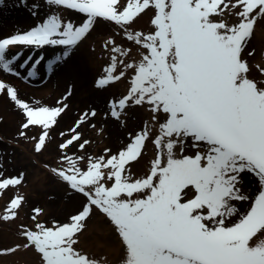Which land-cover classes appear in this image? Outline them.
Masks as SVG:
<instances>
[{
  "label": "snow or ice",
  "instance_id": "6c2138e0",
  "mask_svg": "<svg viewBox=\"0 0 264 264\" xmlns=\"http://www.w3.org/2000/svg\"><path fill=\"white\" fill-rule=\"evenodd\" d=\"M45 4L60 14L0 36V72L20 77L19 69H25L34 79L46 64L47 74L54 75L98 25H112L115 30L101 45L108 63L95 87L107 90L127 81L126 94L107 102V115L121 122L144 110L148 119L117 151L105 147L92 154L84 129L103 132L93 123L94 108L83 111L68 133L59 132L57 144L53 134L67 114V96L59 107H33L0 80V94L24 117L19 137L31 143L37 158L55 144V166L44 162L35 179L47 181L48 173L82 198L63 223L42 221L47 213L32 208V226L20 225L24 243L0 255L23 251L37 255L40 264H109L80 247L88 224L99 218L116 238L120 264H264V64L252 63L250 48L264 20V0ZM149 13L151 30H137ZM71 14L81 17L79 24ZM24 49L62 51L50 61L41 54L21 62ZM149 146L150 168L134 176ZM249 176L258 183L254 195L247 191ZM26 180L23 171L8 177L0 171V199L6 202L0 220L19 218L28 202L21 191Z\"/></svg>",
  "mask_w": 264,
  "mask_h": 264
},
{
  "label": "rangeland",
  "instance_id": "374dc122",
  "mask_svg": "<svg viewBox=\"0 0 264 264\" xmlns=\"http://www.w3.org/2000/svg\"><path fill=\"white\" fill-rule=\"evenodd\" d=\"M53 13L60 14L54 9L50 10L45 0H3V4L0 5V36L29 30ZM151 15L149 13L140 19L136 29L149 32ZM70 18L77 24L81 21V17L76 14H71ZM114 30L112 25H98L91 37L75 51L71 62L54 75L47 74L46 64L41 65L34 79L26 76L25 69H19L20 77L0 72V80L14 86L19 98L33 107L40 105L59 107L57 102L67 96L64 101L68 105L67 114L53 134L57 144L61 141L59 132L68 133L78 116L83 111L93 108L97 111L93 123L98 128L103 127V132L100 133L92 128L84 129L85 137L92 141L89 149L92 154H100L105 147H110L113 152L117 151L127 143L129 132L139 131L143 122L148 119V113L144 110L130 112L121 122L107 115L109 113L107 102L126 94L127 81L107 90L95 87L96 81L104 75V68L108 63V54L102 51L101 45L108 33ZM250 48L255 54L252 63L264 64V20L258 21ZM15 51L20 50L13 49V52ZM60 51L62 50L47 49L33 53L31 49H24L20 61L23 62L29 55L41 54L44 55L45 61H50L55 59ZM254 75L259 76V73ZM69 91L71 95H68ZM23 120L22 113L14 103L6 95L0 94V164L3 165L0 171L5 177L16 176L22 171L26 173L27 180L21 191L28 201L20 211L18 219L11 222L0 220V250L24 243L20 225L32 226L33 221L30 218L33 215L32 208L38 207L47 213L46 216L40 217L42 221L55 220L63 223L79 210L82 203V198H76L74 194L70 195L65 186L50 174L46 173L49 176L47 181L35 179L36 169L44 171L42 167L44 162L55 166L58 153L54 144L49 153L38 159L32 151L31 143L19 137ZM152 159H154L153 148L149 146L143 159L132 169L133 175L143 176L150 168ZM257 189L256 179L249 176L248 193L254 195ZM5 206L6 202L0 199V215L3 214ZM80 247L98 260L106 258L109 264H120L121 256L116 238L99 218L92 219L88 224L87 230L81 237ZM0 264H40V260L31 252L21 251L11 255H0Z\"/></svg>",
  "mask_w": 264,
  "mask_h": 264
}]
</instances>
